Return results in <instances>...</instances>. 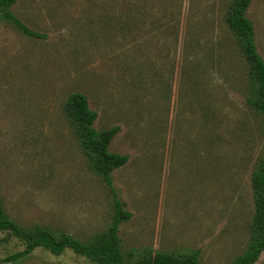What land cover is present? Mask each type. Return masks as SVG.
<instances>
[{"label": "rangeland", "instance_id": "374dc122", "mask_svg": "<svg viewBox=\"0 0 264 264\" xmlns=\"http://www.w3.org/2000/svg\"><path fill=\"white\" fill-rule=\"evenodd\" d=\"M233 0H16L0 16V199L23 227L88 240L108 227L109 187L65 109L83 93L108 150L127 155L113 186L131 217L119 227L128 261L197 252L231 264L248 246L251 175L264 159L255 82L227 23ZM264 60V0H250ZM24 249L0 231V264H96L65 249ZM254 264H264V250Z\"/></svg>", "mask_w": 264, "mask_h": 264}, {"label": "trees", "instance_id": "16d2710c", "mask_svg": "<svg viewBox=\"0 0 264 264\" xmlns=\"http://www.w3.org/2000/svg\"><path fill=\"white\" fill-rule=\"evenodd\" d=\"M15 2L16 0H0V16L11 21L24 34L40 37L41 34L31 30L9 11V7ZM249 3L250 0H233L227 23L250 64V73L255 82L254 94L247 101L264 118V60L256 49L253 24L246 16ZM65 109L77 136L81 139L92 170L102 178L112 193L113 212L110 222L106 230L86 241L67 232L55 235L45 226L35 224L26 228L11 220L5 214L0 199V231L12 234L24 244L23 250L6 257V260H16L41 247L53 255L70 249L96 264H199L196 251L183 256L159 252L152 257L134 261L125 259L120 247L119 227L131 217V213L125 208V203L113 186L112 172L126 163L127 155L108 150V145L119 131V126L97 130L93 126L97 114L89 108L87 98L81 92L68 95ZM251 186L254 213L250 223V240L245 251L238 254L231 264H254L264 250V159L258 162L252 171Z\"/></svg>", "mask_w": 264, "mask_h": 264}]
</instances>
